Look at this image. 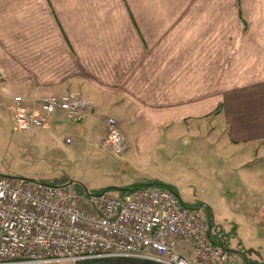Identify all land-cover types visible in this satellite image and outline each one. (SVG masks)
<instances>
[{"label": "crops", "instance_id": "crops-1", "mask_svg": "<svg viewBox=\"0 0 264 264\" xmlns=\"http://www.w3.org/2000/svg\"><path fill=\"white\" fill-rule=\"evenodd\" d=\"M263 6L264 0H0V120L3 114L10 120L13 95L31 106L42 95L73 91L93 112L82 121L86 140L103 136L104 116L117 122L141 115L171 135L202 134L220 153L216 163H200L201 171L211 173L228 159L237 171L230 197L236 208L228 214L234 256L264 263L258 241L264 238V31L251 24L256 17L264 24V14H256ZM208 214L212 242L226 247L220 233L226 217Z\"/></svg>", "mask_w": 264, "mask_h": 264}, {"label": "built area", "instance_id": "built-area-1", "mask_svg": "<svg viewBox=\"0 0 264 264\" xmlns=\"http://www.w3.org/2000/svg\"><path fill=\"white\" fill-rule=\"evenodd\" d=\"M10 99L16 130L47 127L55 116L91 118L90 102L73 91L42 95L31 106L21 95ZM105 130L96 145L122 153L127 143L113 117L105 119ZM180 241L190 245L193 257L177 247ZM109 256L156 264H243L212 242L208 220L167 188L85 193L67 183L0 175V264H78Z\"/></svg>", "mask_w": 264, "mask_h": 264}, {"label": "rangeland", "instance_id": "rangeland-1", "mask_svg": "<svg viewBox=\"0 0 264 264\" xmlns=\"http://www.w3.org/2000/svg\"><path fill=\"white\" fill-rule=\"evenodd\" d=\"M261 11L256 13L257 16L264 14V8ZM256 19L252 26L264 31V24ZM247 73L242 72L241 76L246 78ZM90 113L92 116L91 108ZM107 117L112 116L99 117L104 130ZM5 118L3 114V120H0V175L53 185L69 183L77 192H85L86 188L90 193L104 192L112 187L106 192L121 194L122 189L129 185L149 188L168 186L184 204L196 208L201 217L207 219L209 209L214 210L216 215L225 216L227 220L221 222L225 231L220 233L227 240L226 247L237 255L229 239L232 235L230 231H235V227L228 220L231 209L236 208L233 203L237 201L230 197L231 194L236 196L239 186L237 171L233 169L231 159L214 165L215 172L201 171L205 168L201 164L215 162L220 153L215 148L217 145H207L208 141L202 134L188 131L171 135L153 128L144 116L138 115L134 120L123 116L117 122L127 136L128 147L122 153H115L99 148L96 145L99 138L94 141V136L90 135L86 140L82 121L56 118L46 129L16 130ZM105 133L106 130L102 135ZM66 138L70 142H65ZM152 183L154 186H151ZM251 218L254 216L251 215ZM245 219L248 220L249 216L245 215ZM258 241L264 246V238ZM183 246L185 251H193L186 241H180L177 247L181 249ZM132 261L152 264L137 258L117 256L84 260L78 264H140Z\"/></svg>", "mask_w": 264, "mask_h": 264}, {"label": "trees", "instance_id": "trees-1", "mask_svg": "<svg viewBox=\"0 0 264 264\" xmlns=\"http://www.w3.org/2000/svg\"><path fill=\"white\" fill-rule=\"evenodd\" d=\"M2 120V119H1ZM140 186H142L143 187V185H140ZM140 186H137V187H140ZM162 187H165V188H168L169 190H171L173 193H175L172 189H170L168 186H162ZM132 188V187H131ZM134 188V187H133ZM122 190H124V189H122ZM176 194V193H175ZM178 196V195H177ZM183 202V201H182ZM196 209V208H195ZM132 263H140L141 264V262H135V261H132ZM143 264V263H142Z\"/></svg>", "mask_w": 264, "mask_h": 264}, {"label": "water", "instance_id": "water-1", "mask_svg": "<svg viewBox=\"0 0 264 264\" xmlns=\"http://www.w3.org/2000/svg\"><path fill=\"white\" fill-rule=\"evenodd\" d=\"M151 186H154V184H152ZM110 188H112V187H108V188H106V190H105V191L109 190ZM127 190H128V189H127ZM84 191H85V193H90V192H89V190H88V189H86V188L84 189Z\"/></svg>", "mask_w": 264, "mask_h": 264}]
</instances>
